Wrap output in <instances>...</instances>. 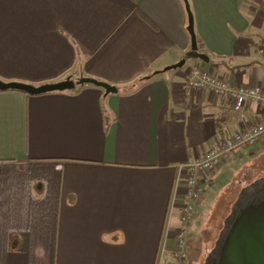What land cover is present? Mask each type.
Masks as SVG:
<instances>
[{
	"label": "crops",
	"instance_id": "obj_1",
	"mask_svg": "<svg viewBox=\"0 0 264 264\" xmlns=\"http://www.w3.org/2000/svg\"><path fill=\"white\" fill-rule=\"evenodd\" d=\"M188 2L209 62L192 55L185 0H0V79L88 76L119 89L0 90V264H165L185 164L264 119L260 103L248 102L243 121L227 96L186 86L199 64L264 89V0ZM263 141L200 175L187 264H205L234 180Z\"/></svg>",
	"mask_w": 264,
	"mask_h": 264
},
{
	"label": "water",
	"instance_id": "obj_2",
	"mask_svg": "<svg viewBox=\"0 0 264 264\" xmlns=\"http://www.w3.org/2000/svg\"><path fill=\"white\" fill-rule=\"evenodd\" d=\"M188 30L191 34V52L194 58L209 62V57L199 51L194 29V15L188 0ZM187 59L167 66L166 70L183 67ZM93 84L105 90V95L118 92V87L93 77L78 79L67 77L58 82L34 85L22 81L0 79V90H20L31 95L55 91H71L78 86ZM205 264H264V177L255 179L240 190L226 216L223 227L209 251Z\"/></svg>",
	"mask_w": 264,
	"mask_h": 264
},
{
	"label": "built area",
	"instance_id": "obj_3",
	"mask_svg": "<svg viewBox=\"0 0 264 264\" xmlns=\"http://www.w3.org/2000/svg\"><path fill=\"white\" fill-rule=\"evenodd\" d=\"M189 90L209 89L218 95L227 96L233 101V108L243 121L246 119L245 109L249 101L264 106V89L258 86H235L226 77L217 76L210 70L203 69L199 64L190 66L186 76ZM264 140V119L244 126L231 135L216 139L211 147L200 157L190 159L186 164L187 192L177 229L176 248L163 251L160 258L165 264H187V238L189 227L196 212L195 201L203 192L199 177L202 173L215 171L224 161L233 157H242L252 151Z\"/></svg>",
	"mask_w": 264,
	"mask_h": 264
},
{
	"label": "rangeland",
	"instance_id": "obj_4",
	"mask_svg": "<svg viewBox=\"0 0 264 264\" xmlns=\"http://www.w3.org/2000/svg\"><path fill=\"white\" fill-rule=\"evenodd\" d=\"M258 151H261V150H258ZM254 157H256V158L253 159L252 161H250L247 164V166L244 169H242L239 174H237L236 180H234V182L238 180V183H240L241 185L233 184V186L231 187L230 194H232V199H231L232 201L236 200V198L239 194V191L243 186L254 181L257 178L264 177V152H262V154H259L258 156L256 153V155ZM224 184H225V182L221 183V185H219L217 187L218 188L217 190H221L223 188L221 186ZM216 223L217 222L215 221L214 223L211 222V224H210V225H212L210 227L214 231L218 230V227L215 226ZM216 237L217 236H215L214 239Z\"/></svg>",
	"mask_w": 264,
	"mask_h": 264
},
{
	"label": "trees",
	"instance_id": "obj_5",
	"mask_svg": "<svg viewBox=\"0 0 264 264\" xmlns=\"http://www.w3.org/2000/svg\"><path fill=\"white\" fill-rule=\"evenodd\" d=\"M80 87H82V86H80ZM16 91H20V90H16ZM21 92H24V91H21ZM55 92H61V91H55ZM24 93H26V92H24ZM28 94V93H27ZM263 141V140H262ZM264 142V141H263Z\"/></svg>",
	"mask_w": 264,
	"mask_h": 264
}]
</instances>
